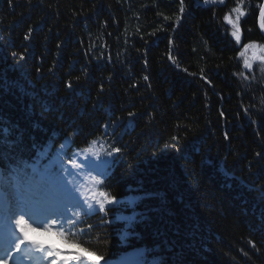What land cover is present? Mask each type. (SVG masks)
<instances>
[{
	"label": "trees",
	"instance_id": "1",
	"mask_svg": "<svg viewBox=\"0 0 264 264\" xmlns=\"http://www.w3.org/2000/svg\"><path fill=\"white\" fill-rule=\"evenodd\" d=\"M238 3L239 43L224 20ZM260 3L183 0L181 13V0H0L2 182L26 181L29 161L73 160L80 199L93 184L121 201L66 236L44 229L60 249L95 252L93 264H264Z\"/></svg>",
	"mask_w": 264,
	"mask_h": 264
},
{
	"label": "snow or ice",
	"instance_id": "2",
	"mask_svg": "<svg viewBox=\"0 0 264 264\" xmlns=\"http://www.w3.org/2000/svg\"><path fill=\"white\" fill-rule=\"evenodd\" d=\"M207 3L208 0H205ZM242 3V0H240ZM181 13L184 11L183 6V0H181V7H180ZM232 12L236 13V19L233 20L231 17V14H225L224 20L233 27L234 31L231 32L232 37L239 43L241 40L240 35V28L238 26V21L240 16L245 15V13L242 11L240 4L238 3L237 7L232 9ZM260 18H261V24L260 27L264 29V4L260 5ZM167 19V18H166ZM31 31V29L29 30ZM29 37L26 35L25 39H28ZM171 43V41L169 42ZM249 47H256L255 44H245L244 48L248 49ZM261 52L264 53V46H261ZM260 60L264 61V55H261L258 57ZM21 59H24L23 54H21ZM169 59H172L171 55H169ZM245 68H251V64L246 59L244 61ZM147 79V77H145ZM68 87L71 88V83L68 84ZM133 115L132 113H129V116ZM8 129L3 128L0 129V136H5L8 133ZM173 140H176L177 137H172ZM95 143V141L93 142ZM44 147H47L46 145ZM42 151V150H41ZM120 151L119 148H112L111 152H109L107 155L112 156L114 153H118ZM62 163V162H60ZM69 165H75V161L70 160L68 161ZM83 170L82 168H78L73 166L71 169L68 167H65L64 171L66 175H75L78 171ZM99 175L104 176L106 179V175L104 173H100ZM97 186H101L103 184V180L96 179L95 181ZM57 191L59 193V196H57L55 193H52L50 191L48 192H41L39 190V186L33 187L31 184L22 185L17 190V195L23 199L25 192L32 194L34 197L37 196H44L45 199L55 201L54 204L49 206L48 208L42 209V213H46L45 219L50 215L52 217H55V219L52 220V226L56 228L60 236H66V234L70 233V230L73 228H76L78 224L84 223L83 217L84 216H91L96 213L98 210L100 213H104L105 215L108 214V211L111 206L113 205H119L121 201L118 200L116 196H112L108 194L107 192H99L98 194L93 192L91 195V199L94 203H89L87 198L80 199V196L77 193V190L75 189V185L71 181H66L63 177H60L57 183ZM98 196V198H97ZM127 208L132 209V215L127 217L126 220L130 223L126 226L130 229L134 230L135 223L139 222L137 220V217L142 215L135 212V207L137 204V200L135 198L125 201L124 202ZM98 206V208H97ZM79 208L80 211L77 213H73V208ZM33 209H30L32 211ZM21 212H23V208L21 209ZM10 221V217L8 218ZM103 219V217L101 218ZM15 229L18 231L19 236L16 237L15 233H12V236L15 238V250L19 252V250L22 248V246L26 245L27 243H31L34 246L38 247L41 252L46 253L47 258L50 262V264H93V262L90 260V256H95V252H91L90 256H83L80 252H68L62 254L59 249H55L52 247H45L42 244H38L36 241H28L27 237L25 236V228L30 227L28 221L25 219V214H21L16 217L15 221ZM67 224V228L64 227V225ZM99 225H87L85 228L78 229L77 233L75 235L83 236L85 234H89L94 227H98ZM45 227H48V225H45ZM51 230V228H49ZM9 231L11 229L9 228ZM8 247H12L13 240L8 239L7 241ZM76 242V241H74ZM77 247H80L83 243L82 241L76 242ZM84 252H89L88 248H83ZM4 255L11 256V253L7 250V248L4 250ZM104 259V257H98L95 264H98V261ZM107 264V262H106ZM152 264H157V262L154 260Z\"/></svg>",
	"mask_w": 264,
	"mask_h": 264
},
{
	"label": "rangeland",
	"instance_id": "3",
	"mask_svg": "<svg viewBox=\"0 0 264 264\" xmlns=\"http://www.w3.org/2000/svg\"><path fill=\"white\" fill-rule=\"evenodd\" d=\"M252 51H253V52L249 54V60H248L249 63H250V60L256 56V54L254 53V52L256 51L255 48H252ZM85 172H86V171H85ZM91 173H92V172H91ZM78 177H80V179H79L78 181H80L81 179L84 178V176H82L81 173H80V175H79ZM48 178L51 179V180H53V178H52L50 175L48 176ZM92 180H93V182L95 183L96 179L92 177ZM78 181H75V182L73 183V184L75 185V189H76V190H77V188H76V184L78 183ZM5 189H6V188H5ZM6 190H7V189H6ZM6 190H3V192L5 193L4 196H6L7 193H8V191L6 192ZM89 191H90V195L87 196V197H85V198H87L88 201L91 200V195H92V193H93L94 191H96L97 194L99 193V189H98V191H97L96 186L93 185V184L90 186ZM12 192H13V191H12ZM9 193H10V192H9ZM97 198H98V196H97ZM0 200H1V199H0ZM36 237H37V239H32V240H29V241H36L38 244L42 243L43 241L46 242V243H50V242H51V240H49L48 238H47V239H44L43 237H41V236H39V235H36ZM42 238H43V239H42ZM29 245L33 248V249H32L33 251H34L35 248H36V249L38 250V253H40L38 247L34 246V245L31 244V243H27L26 245L22 246V248L19 250V252H17V251L14 249V250H15V253H14V255H13V259H12L11 261L6 260V261L4 262V264H44V263H42L41 261H38V262L35 261V258H34V257H33L32 259H31L30 257H29L28 259H24V258L21 256L23 253L26 252L27 247H28ZM40 254H41V256H43L42 253H40ZM19 260H20V262H19ZM46 264H50V263H46Z\"/></svg>",
	"mask_w": 264,
	"mask_h": 264
},
{
	"label": "water",
	"instance_id": "4",
	"mask_svg": "<svg viewBox=\"0 0 264 264\" xmlns=\"http://www.w3.org/2000/svg\"><path fill=\"white\" fill-rule=\"evenodd\" d=\"M261 4H264V0H261V3H260V5ZM257 29H258V31H259V33L261 34V36L264 38V29H262L261 27H260V24H261V18H260V7H259V10H258V13H257Z\"/></svg>",
	"mask_w": 264,
	"mask_h": 264
}]
</instances>
